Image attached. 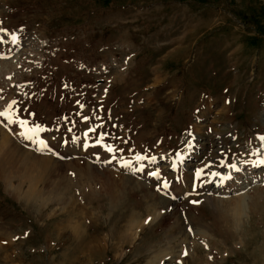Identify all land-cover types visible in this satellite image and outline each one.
I'll return each mask as SVG.
<instances>
[{"label":"rangeland","instance_id":"374dc122","mask_svg":"<svg viewBox=\"0 0 264 264\" xmlns=\"http://www.w3.org/2000/svg\"><path fill=\"white\" fill-rule=\"evenodd\" d=\"M0 29V111L42 129L0 117V264H264V0H0Z\"/></svg>","mask_w":264,"mask_h":264},{"label":"snow or ice","instance_id":"6c2138e0","mask_svg":"<svg viewBox=\"0 0 264 264\" xmlns=\"http://www.w3.org/2000/svg\"><path fill=\"white\" fill-rule=\"evenodd\" d=\"M6 30L4 29H0V32H4ZM12 39H13V42H15L17 40V37L15 35L12 36ZM16 102L15 101H12L11 104L8 105V109H6L5 111H0V117H4L5 119L8 120V122L11 124V123H19L21 127H25L27 128V125H28V121L26 120H22V119H14L13 118V113L11 111L12 109V105H14ZM83 107V106H81ZM85 120H87L88 118L85 117L84 118ZM42 129L40 128V126H35V128H27V131L25 133H21V135H25L26 138L28 139H31L32 137L31 136H28L27 133H35V132H38V131H41ZM94 129H90V131H93ZM102 139V137H101ZM260 139L262 141H264V137H260ZM97 143H100V140L97 141ZM40 144L44 145L45 147H47V145L45 144V142L43 140L40 141ZM106 150L108 152H113L114 149L111 147V146H106ZM179 155V154H178ZM136 159L137 160H143V159H146V157L144 156H141V155H137L136 156ZM153 160L155 158H152ZM260 163H264V160H261ZM229 167H232V168H235V165H229ZM203 170H198L197 171V176H200L202 174ZM151 175H159L158 173H150ZM213 175H218L216 173H214ZM167 182L164 183L163 187H167ZM192 203L196 204V203H199V201H192ZM185 255H187V253L185 252Z\"/></svg>","mask_w":264,"mask_h":264},{"label":"bare ground","instance_id":"6f19581e","mask_svg":"<svg viewBox=\"0 0 264 264\" xmlns=\"http://www.w3.org/2000/svg\"><path fill=\"white\" fill-rule=\"evenodd\" d=\"M6 141H8L7 139H5ZM0 169H1V166H0ZM111 180V185H112V187L111 188H109V190H108V192H113L114 191V193H118L119 192V194H121L120 192H122V190H123V186H121L122 184H119V183H116V182H114L112 179H110ZM108 184V183H107ZM109 185V184H108ZM110 186V185H109ZM51 188V187H50ZM40 194H42L41 193V191L40 190H38V188H37V186L35 187V186H33V184L29 187V189H28V192H27V197L28 198H30V199H32L33 200V198H38L39 196H40ZM122 195V194H121ZM117 196H118V194H117ZM31 197H33V198H31ZM119 197H120V195H119ZM118 197V198H119ZM113 199H115V201H116V197L115 198H113ZM37 200V199H36ZM29 201V200H28ZM41 201H43V200H41ZM120 201V199H118V202ZM45 202V201H44Z\"/></svg>","mask_w":264,"mask_h":264},{"label":"crops","instance_id":"0c3cea01","mask_svg":"<svg viewBox=\"0 0 264 264\" xmlns=\"http://www.w3.org/2000/svg\"><path fill=\"white\" fill-rule=\"evenodd\" d=\"M108 190H109V189H108ZM107 194H108V196H110V197H113V196H114L113 198L116 197V193H114V191L111 192V193L107 191Z\"/></svg>","mask_w":264,"mask_h":264}]
</instances>
